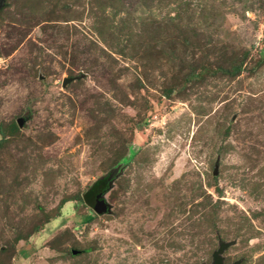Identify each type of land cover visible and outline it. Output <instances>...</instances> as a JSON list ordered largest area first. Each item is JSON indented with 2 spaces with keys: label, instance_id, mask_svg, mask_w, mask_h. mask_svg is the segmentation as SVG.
Masks as SVG:
<instances>
[{
  "label": "rangeland",
  "instance_id": "obj_1",
  "mask_svg": "<svg viewBox=\"0 0 264 264\" xmlns=\"http://www.w3.org/2000/svg\"><path fill=\"white\" fill-rule=\"evenodd\" d=\"M253 1H3L0 264H210L219 240L264 264ZM97 179L103 214L81 199Z\"/></svg>",
  "mask_w": 264,
  "mask_h": 264
},
{
  "label": "trees",
  "instance_id": "obj_2",
  "mask_svg": "<svg viewBox=\"0 0 264 264\" xmlns=\"http://www.w3.org/2000/svg\"><path fill=\"white\" fill-rule=\"evenodd\" d=\"M253 2H256L261 7H264V0H254ZM229 62L230 63L227 65L225 64V65L218 66V68L216 70L220 71L222 74H226V75H230V76L237 75L241 70V65H242L241 60L237 61V59L232 58V60H230ZM206 72H209V68H207L203 65H199L198 71H196L193 68V70L188 72L186 76L189 75L191 77L197 78V77L204 76ZM16 124H17L16 122L11 123V127H10L11 132H13L14 130L17 129ZM0 134H2V135L4 134V131L1 127V125H0ZM104 188H106L104 181L102 179H100V180L97 179L91 184V186H89L87 191H85L83 193L81 199L88 206H92L94 204L96 195L98 193H100L102 190H104ZM204 206H205V204H204ZM36 229L37 228H34L32 232H34ZM70 253H71V250H70Z\"/></svg>",
  "mask_w": 264,
  "mask_h": 264
},
{
  "label": "water",
  "instance_id": "obj_3",
  "mask_svg": "<svg viewBox=\"0 0 264 264\" xmlns=\"http://www.w3.org/2000/svg\"><path fill=\"white\" fill-rule=\"evenodd\" d=\"M3 1L4 0H0V7L3 4ZM68 80H70V78H65L62 82V85L64 86ZM18 124L19 125L21 124L20 120H18ZM216 167L217 166L215 165L214 174L216 173ZM104 193H105V190L98 193L95 197L93 209L98 214L106 213L109 210V204L102 198ZM233 243H234V241L219 240L218 241V247L215 250H213V252L211 254L212 260H211L210 264H239L240 259H237V260H235L233 262H229V263H224V261H223L222 253ZM79 252H80V250H78V249H72L71 250L72 254H78ZM202 264H207V263H202Z\"/></svg>",
  "mask_w": 264,
  "mask_h": 264
}]
</instances>
